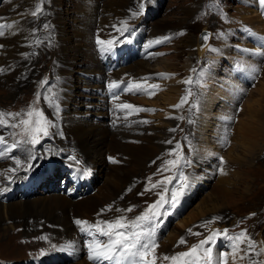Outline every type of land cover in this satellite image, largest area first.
<instances>
[{"label":"rangeland","instance_id":"obj_1","mask_svg":"<svg viewBox=\"0 0 264 264\" xmlns=\"http://www.w3.org/2000/svg\"><path fill=\"white\" fill-rule=\"evenodd\" d=\"M33 2L37 9L42 10L37 15L38 18L32 17L34 21L31 35H28L32 40L34 51L29 48L28 56L20 61L19 75L15 83L6 84L0 80V112L4 113L3 119L9 124L19 125L21 119H28L25 113L30 106L42 110L44 115L53 121L50 114L55 110L52 117L55 115L59 103L56 95L57 67L54 68L58 61V49L52 42L56 37L53 35L55 25L65 27L71 35L83 29L81 18L76 14L77 5H81L80 3L84 5V1L32 0ZM97 2L101 6L109 5V0H97ZM27 3L28 0H0V16H5L12 6ZM141 3L144 4L142 14L134 16L133 12L141 11L139 7ZM124 6L126 7L124 24L128 26V31L123 32L122 36L123 27H120L122 26L120 20L111 21L115 18V13L111 14L103 10L110 21L106 25L102 22L103 13L102 16H98L97 22L91 25L88 30L90 35H86L85 38V41L90 39L89 42L95 40L93 45L91 43L93 58L90 61H94L99 55V59L95 61L96 64L98 63L97 71L103 69L106 73H112L103 64L97 39L108 41L120 36L124 39L135 36L134 41H128L136 46L139 61H147L149 65H146L147 69L138 68L137 56H133V53L128 51L129 63L123 73H132L134 83L142 85L143 90L131 95L132 97H127V100H133L137 107L150 109V111L136 112L142 122L147 121V123L143 122L149 131L146 134L151 132L161 134L158 131L162 128H168L169 132L166 133L167 149H160L161 153L154 152L156 158L149 162L154 167L149 168L151 172L148 176L145 175L135 184L139 187L134 194L135 198L133 196L125 200L121 215L128 221L134 220L159 199L165 187L171 189L176 186L178 181L173 180L171 184L155 187L153 192V187L149 191L145 190L152 186L151 182L156 184L165 177L178 176V170L166 165L165 162L176 158L172 150L175 149L176 143H180L181 154L192 161L190 167L179 169L189 178V182L192 181L188 187L190 192L184 193L176 208L172 209L166 205L168 214L158 217L145 226L153 229L155 233L153 240L155 237L157 248L166 250V247L173 243L172 254H167L172 256L188 251L193 245L219 230L216 239L210 245L204 246V248L212 247L214 257L227 253V264H252L253 261L261 264L264 262V252L259 255L254 253L250 256L245 255L247 240L244 238H241L243 243L238 242L239 250L233 252L231 241L224 235L223 230L228 229V235L231 236L246 229L247 236L257 242L256 251L264 247V54H262L264 51H258L259 47L264 49V11L261 10L258 0H126ZM58 8L64 9L65 13L62 19L55 23ZM259 10L260 15L256 17V21L250 22L255 19L252 17L253 12ZM41 16H44V20H39ZM45 24L49 27H44ZM113 24L116 27H113ZM205 29L211 32L210 40L205 46L206 53L201 55L197 47L198 37ZM247 29H251V32ZM109 31L114 33L111 37L107 35ZM164 37L170 39L163 40ZM157 39L161 42L151 44V46L157 45L156 48L149 50V42ZM126 44L122 43L124 48ZM119 46L120 44L116 45ZM141 53L145 55L140 56ZM140 69L145 71L146 76L141 75ZM73 72L75 76L82 75L75 70ZM158 73L165 75L157 76ZM32 75H34L33 81ZM173 82H176V85ZM79 84L82 83L76 81V85ZM152 85L158 87L152 88ZM50 89L53 91L50 92ZM170 96L172 100L167 101ZM185 96L188 97L187 102L180 108H174L173 106L180 103ZM104 97L106 98V94ZM95 98L92 97L91 101L83 103L80 108H94L95 102H99L95 101ZM194 104L197 106L193 107ZM250 106L252 109H249ZM200 110L203 112L200 113ZM9 112H20L22 115L10 117L7 115ZM93 116L95 120L99 119L98 116ZM189 120L193 123H189ZM202 121L205 122L203 127H201ZM54 124L56 126V123ZM201 128L203 133L200 131ZM52 132L51 128L46 140L40 137L39 145L32 146L22 143L27 139L23 126L14 129L0 128L1 134L15 133L16 142H21L18 145L21 148L20 152L11 148L12 152H9L12 155H9L4 162L17 166L16 161L19 160L20 164L23 163L21 167L26 169L31 163L33 165L31 169L39 171L41 175L37 177L42 180V184L28 196H17L9 200L14 203L26 202L28 206L22 216H18L16 212L12 214L13 222L5 226L8 232H0V264H74L72 257L64 259L60 257L64 255L51 256L50 260L53 263L47 260L46 253L55 250L53 233L55 228L52 227L49 219L56 209L55 205L49 202L50 196L60 192L66 194L62 192L63 188L57 178L66 169L62 167L69 162L67 159L69 155L63 154L58 148ZM199 139L203 140V145L208 142L209 157L203 159L202 156L199 157L197 147ZM139 143L138 141L136 144L140 145ZM106 154L102 157L103 161ZM31 155L38 159L30 160ZM109 160L108 162H112ZM47 161V164H42ZM53 166L55 174H52ZM108 167L109 164L104 161L103 181H100V174H97L92 180L94 185L102 184L100 188L104 187V177L108 175ZM165 168L169 170L165 171ZM26 169L21 171L20 175H24ZM20 177L17 176L16 182L13 183L12 180L10 182L21 187L24 178ZM149 178L155 180L150 181ZM43 186L47 189L44 190ZM9 187L10 185L7 189ZM68 187L71 188L70 185ZM0 198L4 200L3 197ZM37 207L44 208L42 214L44 220L35 228L25 225L27 228L25 229L24 225L20 224L22 220L19 218L24 217L34 223L35 215L30 209ZM130 207L132 210L126 211ZM200 208H203V214L199 212ZM183 221L185 222L182 223ZM57 227L59 229L60 226L56 225ZM182 237L186 241L184 244L178 243ZM204 248L198 250L201 257ZM155 253L156 257L165 256L157 254V251ZM66 254L74 255L68 248ZM166 262L171 264L169 261L163 264Z\"/></svg>","mask_w":264,"mask_h":264},{"label":"bare ground","instance_id":"obj_2","mask_svg":"<svg viewBox=\"0 0 264 264\" xmlns=\"http://www.w3.org/2000/svg\"><path fill=\"white\" fill-rule=\"evenodd\" d=\"M80 1H84L85 4L82 5V3H80L81 5H77L78 13L76 15L81 18L83 29L79 32H75V35H71L67 32L65 27H57L55 25L56 29L53 33L56 37H54L52 42L55 43L58 49H56L58 61L55 63L54 68L57 67L56 95L57 102L59 101L55 115L52 117L55 110L52 112L53 114H50L53 122L56 123V126L52 128L53 139L63 154L77 155V157L82 160V165L91 169L93 177L100 174V181H103L104 161L109 164V167L107 171L108 175L104 177L105 185L103 188H100L102 184L97 186L92 182L94 188L96 187L95 193L86 195L81 199L61 194V192L50 196L49 202L54 204V208L56 209L51 219H49V222L53 225L52 227L55 228L53 230V233L55 234V250L48 251L46 253L48 256L47 260L50 261V263H53L52 260H50L52 259L51 256L56 255L57 257V255H64L60 257H63V259L65 257H72L74 264H94L90 263L87 260V257H85L83 247H86L87 245H84L83 243L84 238L80 231L81 226H78L75 223V220H87L89 224H95L102 220H110L116 216H120L124 211L123 208L125 206V200L132 198L133 196L135 198L134 194L139 188L138 186L136 187L135 184L139 183L145 175L148 176L151 172L149 168L154 167V165L149 164L151 159L156 158V154L154 152L159 151L160 149H167L166 145L168 135H166V133L169 132L168 128H162L161 131H158V133L161 134H156L154 132L146 134L149 131H147L142 119L137 116L135 109L121 110L117 108V105L124 103L137 106L134 104L133 100H127V97L136 94L139 90L128 91V94H123L125 96L120 95L117 99H113L111 101H108L107 98L104 97L105 81L118 82L123 79H130V83L135 85L132 73H123L126 66L120 67L119 69L112 71V73H106L103 69L97 71L98 63L96 64L95 61L97 58L99 59V55L97 58L94 57V61H90V59L93 58L91 46L95 40L93 39L92 42H89L91 41L90 39L85 41L86 35H90L88 30L93 22H97L96 19L98 16L103 15V10L110 12L111 14L115 13V18L111 19V21L120 20V25H122L120 27H123L126 8L124 6V2L126 5V0H109V5L105 6H101L97 0ZM36 10L37 7L34 2L32 3V0H28L27 4L12 6V8L7 11L5 16H0V23L12 24L11 28L4 29V31L7 29L5 31V35L0 36V45H3V47H0V69H2L0 80L6 84H13L17 81L19 68L21 66L20 61L28 56L29 48L30 50H33L32 40L28 35H31L34 21L32 18L34 16L30 13ZM56 12L55 23L56 21L62 19L65 10L59 9L56 10ZM259 13L260 10L254 11L252 17L255 19L250 20V22H255L256 17L260 15ZM34 18H38V16ZM39 20H44V16L39 17ZM109 21L110 19L106 17V14L104 13L102 22L106 25ZM113 34L114 33L111 31L107 33L109 37ZM119 39L121 41H126L124 38ZM208 42H203L198 37L197 47H199L198 52L201 55L206 53L205 46ZM121 43L123 42L118 44L115 43L113 48H117L116 45ZM124 50L127 54L130 50L133 53V56H137L136 59L139 61V54L138 51H136V46L134 44L127 43ZM258 51H264V49L259 47ZM146 65H149V62L139 61L137 66L138 68H146ZM74 70L79 75H82L75 76L73 74ZM139 71L141 72V75L146 76L144 70L140 69ZM115 72L117 75H115ZM33 76L34 75H32L31 78L32 81ZM76 81H80L82 84L76 85ZM173 83L176 85V82ZM51 91L53 90L50 89V92ZM92 97H96L95 101H99L95 102V107L92 109H81L80 105L87 101H91ZM229 97L231 96L229 95ZM166 100L171 101L172 97L170 96ZM142 103H144V101ZM249 109H252V107L250 106ZM202 112L203 110H200V113ZM129 113H131V115H129ZM93 115L98 116L99 119L95 120ZM116 124L118 127L115 128L114 126ZM203 125H205V122L202 121L201 127H203ZM200 131L203 133L202 128ZM0 136L5 138L4 143L7 145V148L16 142L14 135H3L0 133ZM138 141L140 142V145L136 144ZM197 141L199 157L202 156L201 159L209 157L210 153L208 152L207 147L208 142H205V145H203L202 139ZM12 149L16 152H20L21 150L20 147ZM7 151H11L10 148H8ZM159 152L161 153V151ZM105 154L106 158L103 161L102 157H104ZM109 157L113 158L111 160L112 162H108ZM22 164L23 163L16 166L0 161V195L5 189H7L8 185H10L8 189L13 188L11 184H6L7 180H12L14 183L16 182L17 176L23 177V175H20V172L24 171L26 168L21 167ZM66 167L73 168L70 162H68V165L66 164L62 167V169ZM10 168H15L17 171L9 173L8 169ZM33 171L34 170L30 169V172ZM52 174H55L54 166L52 168ZM10 176L11 179H9ZM149 180L153 181L155 179ZM191 182L192 181H190V184ZM150 184L152 186L154 185L152 182ZM152 186L149 187L147 191L151 190ZM193 190L196 191L195 189ZM153 191L154 188H152V192ZM189 192L190 188H188L185 193L187 194ZM90 195L92 196L88 197ZM17 199L23 200L22 198H16V200ZM8 202L0 200V232H8V229L6 230L5 226L13 222L14 218H12V214L16 212L18 213V216H22V213L28 206V203L26 202ZM109 205L112 206V210L101 213V209H105L106 206ZM117 209L121 211H117ZM200 209L201 210H199V212L203 214V208ZM43 210L44 208L40 207L30 209V212H33L35 215L33 218L34 223H31L30 220L27 221L26 218L21 217L19 218L22 220L20 221V224H23L24 227L25 225H29V227L33 228L37 227V224L45 218L42 215L44 213ZM40 211L42 212L41 214ZM184 222L185 221L182 223ZM15 223H17V221H15ZM56 225L60 226L59 229L58 227L56 228ZM84 227H87V225ZM25 229L27 228L25 227ZM153 235H155L154 232ZM104 238V242L106 243L107 237ZM154 241L156 242L155 237ZM67 248L73 251V256L66 254ZM156 251L157 254H172L173 243L166 247V250L156 248L155 252ZM149 259H151V257H149ZM161 262L163 264L165 261H159L157 259L156 264H160ZM170 262L171 261H169V263Z\"/></svg>","mask_w":264,"mask_h":264},{"label":"snow or ice","instance_id":"obj_3","mask_svg":"<svg viewBox=\"0 0 264 264\" xmlns=\"http://www.w3.org/2000/svg\"><path fill=\"white\" fill-rule=\"evenodd\" d=\"M258 4L261 7V10L264 11V0H258ZM139 12H133L134 16H138L142 14L144 9V4H140ZM42 10L37 9L30 13L33 16H37L40 14ZM14 23V22H13ZM12 24L8 23H0V36L5 35V28H11ZM44 27H49V25L45 24ZM113 27H116L115 25ZM118 31H120L118 29ZM128 31V26L124 24L123 30L121 31V36L123 32ZM247 31L251 32V29H247ZM210 34L205 33L203 35L204 40L209 39ZM170 37H164L163 40H168ZM126 42L121 41L119 38L110 39L108 41H101L99 38L97 39V44L99 46V50L102 53H106L111 51V49L115 46V43ZM161 40L157 39L155 41H150L149 46L153 43H160ZM3 47V45H0ZM264 54V53H262ZM26 55V54H25ZM2 71V69H0ZM255 71V70H254ZM157 76H164L165 74L158 73ZM185 83H190V81H185ZM120 87V84L113 81L110 82L108 88L110 91L117 89ZM152 88L158 87V85H152ZM124 91H133V90H143L142 85L140 84H131L129 83ZM154 94V93H149ZM191 93H189L190 95ZM39 99V94L37 96ZM117 95L113 92V99H117ZM188 97L185 96L181 99L180 103L174 105V108H180L184 103H186ZM197 105H193L196 107ZM117 108L121 110L127 109H135L136 112L140 111H150V109L140 108L134 106L132 104L124 103L117 105ZM10 117H20L22 113L16 112L7 113ZM28 119H21L19 121V125L17 124H9L8 121L3 119L4 113L0 112V128L8 127V128H16L18 126H23V131L27 134V139L22 141V143L30 144L35 146L36 144L40 143V137H47L50 135V129L55 127L53 121L49 120L45 115L44 112L40 109L29 107L28 111L25 113ZM131 115V113H129ZM180 119H184V117H179ZM147 123V121H143ZM189 123H193V121L189 120ZM170 131H175V129H170ZM11 135H15V133H10ZM62 135V133H61ZM187 139V138H186ZM5 138L0 136V143H4ZM19 143L15 142L10 146L11 148L18 147ZM171 143V141H168ZM191 148V144H189ZM182 145L180 143H176L175 149L172 150L175 153L176 158L174 160H167L165 162L166 165H171L173 168L178 170V176L173 177H165L162 181H157L152 187H158L162 184H171L173 180H177L178 183L175 187L169 189L167 187L164 188V192L160 194L159 199L156 200L153 204L149 205L148 208L141 213L139 216L135 217L134 220L128 221L126 217L123 215L117 216L110 220H102L95 224H89L87 220L76 219L75 223L80 227L81 232L88 233L93 237V239L88 243V259L93 261L94 264H104L105 261L108 264H156L157 259L162 261H171V264H227V253L219 254L218 257L213 256V249L212 247H206L205 245H210L212 241L216 239V236L219 230H216L211 235L206 237L204 240H201L198 244L193 245L188 251L179 252L172 256H163V257H156L155 256V249L158 247V244L152 239L153 237V229L150 227H145L149 225L152 221H155L158 217H162L163 215L168 214L165 206L174 209L180 202V198L184 195L187 191L188 187H190L189 178L184 175L182 170L183 167L192 165V161L183 156L181 154ZM0 155H3L0 152ZM30 160L38 159V157L31 155L29 156ZM68 161L70 162L71 166L78 172L81 173L84 177L91 174V169L84 167L82 165V160L77 157L75 154H71L67 157ZM110 160L113 158L109 157ZM221 163H223V158H220ZM16 163L19 165L20 161L17 160ZM33 165L30 163L28 165V169L30 170ZM165 171L169 170L168 168L164 169ZM16 171L15 168L8 169L9 173H14ZM159 171V169H158ZM223 171V169H221ZM11 179V176L9 177ZM150 179V178H149ZM130 190V189H129ZM148 190L147 188L145 189ZM170 193V195H169ZM143 195V193H140ZM134 207V206H133ZM112 206H106L105 209H101V213L105 211H111ZM132 208L130 207L126 211H131ZM117 211H121L117 209ZM87 225V227H84ZM191 232V229H189ZM229 230L224 229V235L231 241V246L233 252L238 251V242L243 243L241 238L247 240V250L245 251V255L250 256L253 253L259 255L261 252H264V247H261L259 251H256V241L252 240L251 237L247 236V230H242L240 233L234 234L229 236ZM194 235H200V233H194ZM99 237H107V242H103L99 239ZM186 241L182 237L178 243L184 244ZM204 248L203 256L201 257L198 253V250ZM43 254V251L41 252ZM151 257V259H149ZM243 258V257H241ZM252 264H256L255 261ZM264 264V262H261Z\"/></svg>","mask_w":264,"mask_h":264},{"label":"water","instance_id":"obj_4","mask_svg":"<svg viewBox=\"0 0 264 264\" xmlns=\"http://www.w3.org/2000/svg\"><path fill=\"white\" fill-rule=\"evenodd\" d=\"M205 33H209V34H210L211 32L205 29L204 31L201 32L199 38H200V40L203 41V42H208L210 39H208V40H204V39L202 38L203 35H204ZM209 38H210V36H209Z\"/></svg>","mask_w":264,"mask_h":264}]
</instances>
